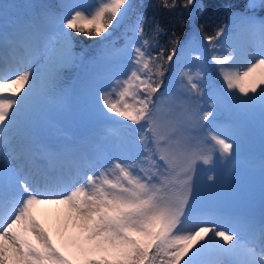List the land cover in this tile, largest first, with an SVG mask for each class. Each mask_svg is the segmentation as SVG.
I'll return each mask as SVG.
<instances>
[{"label":"snow or ice","instance_id":"6c2138e0","mask_svg":"<svg viewBox=\"0 0 264 264\" xmlns=\"http://www.w3.org/2000/svg\"><path fill=\"white\" fill-rule=\"evenodd\" d=\"M10 7L0 4V15ZM132 7L131 0L62 2L45 8L42 25L28 21L0 35V264H264V223L252 226L254 241L229 234L198 209L196 184L200 166L214 165L217 151L225 158L234 151V139L209 127L226 101L234 103L238 127L257 109L264 124V19L231 12L228 25L204 36L212 49L229 35L259 45L246 64L237 63L232 45L223 57L212 55L223 81L217 89L202 68L180 65L175 33L162 48L161 23L149 34L148 17L137 14L126 43L98 53L129 62L128 72L99 89L101 114L114 123L96 145L99 155L73 150L82 178L60 191L30 179L41 122L65 72L80 59L73 33L107 41ZM154 7L171 11L176 3L158 0ZM255 7L257 0H249L248 8ZM10 55L26 59L13 68ZM191 59L203 63L199 55ZM174 64V79L161 92V78ZM46 151L53 163L67 150ZM38 205L57 206L60 247L37 219Z\"/></svg>","mask_w":264,"mask_h":264},{"label":"rangeland","instance_id":"374dc122","mask_svg":"<svg viewBox=\"0 0 264 264\" xmlns=\"http://www.w3.org/2000/svg\"><path fill=\"white\" fill-rule=\"evenodd\" d=\"M78 3L94 5L96 0H83ZM20 15L21 8L15 6L10 7L7 10V14L2 15L3 20L0 22V35H2V32L5 34V32L9 29L13 28ZM37 33L36 39L41 41L45 39L43 29ZM103 35H107V33L102 34V36ZM240 37L241 39L244 38L242 36ZM240 37L236 40L235 45L239 49L243 48L245 59L242 63L238 64H246L249 54L255 52L259 45L258 41L255 43H251L250 41L241 42ZM115 46L121 47L122 45ZM0 47H3V45L0 44ZM196 55L201 57L203 63H201V61L191 59L192 56ZM16 59L22 60L26 59V57H9L10 65L14 64ZM178 61L182 66H190L193 70L200 67L204 72H206L204 51L196 42L189 43L187 49L183 51L178 58ZM128 63L129 62L126 60H121L119 63H115L108 58L100 56L97 59H92L85 67V77L82 79L83 82L81 81L82 84L77 88V90L70 95L54 98L52 100L50 107L41 122L38 144L43 152L42 155L47 157V164L51 168L50 173L54 176L53 179L58 186L52 189L53 192L60 191L65 186L71 185L74 181L82 178L77 167L70 163L68 155L76 132H78V130L84 126L85 123L89 124L100 120H109L105 119L101 114L102 105L100 104L99 99V89H106L111 84L112 78L121 76L122 74L128 72ZM66 109L72 110L75 117L60 127H58L57 121L49 120V118L52 117V114L62 112ZM113 126L114 125L107 123L106 128L108 132ZM209 127L213 129L211 126ZM213 127L216 131L221 132V127H216V125ZM44 129H47L48 132L45 133ZM104 136H110V133ZM55 139H59L60 141L57 142ZM230 139L235 140L233 136ZM100 141L101 140H97L96 142L99 143ZM48 145L49 149L67 151H64L55 162L50 163L48 159V152L46 151V149H48L46 146ZM94 149L96 151L98 150L97 147H94ZM237 150L238 146L235 144L232 154L236 153ZM96 154L97 156L99 155V150ZM113 154L120 155L119 152H114ZM37 155L39 156V154ZM124 155L132 156V153H126ZM213 160L214 165H201L197 173V206L200 201H205L207 198H212L217 201L220 199L223 201L226 200V204L228 202L242 205L243 207L239 211L232 209L231 207H210L207 215L209 219L215 221V223L219 224L222 228L229 229V234H231L232 230H235L243 236L245 241H254L256 239V235L252 230V226L258 228L260 224L264 223V157H260L252 164L244 161L242 157L237 158L233 161L235 164L233 169L227 168L228 161L224 159V157H221L218 151L214 154ZM239 162L243 165L238 164ZM135 171H138V169ZM31 173H33L32 169ZM209 176H213L214 180H209ZM4 191L8 195H12L10 190L4 189ZM56 207V205L50 206L49 208L51 211L49 209L44 212L36 211V215L37 219L40 220L45 229L52 235L53 242L60 247L65 241L64 236L62 235V229H60L56 224L54 214ZM255 213L260 214L258 220H261L257 226L254 225L251 220ZM221 243H223V241H221ZM208 258H212V256L210 255Z\"/></svg>","mask_w":264,"mask_h":264},{"label":"trees","instance_id":"16d2710c","mask_svg":"<svg viewBox=\"0 0 264 264\" xmlns=\"http://www.w3.org/2000/svg\"><path fill=\"white\" fill-rule=\"evenodd\" d=\"M75 0H0V4L16 5L21 9H26L20 19V25L28 21H35L37 25L43 24L42 13L45 8L50 5L60 3H71ZM132 10L128 14V18L124 23L115 28H110L111 37L107 41H103L101 37H88L84 34L73 33L75 52L79 54L80 59L77 60L76 66L68 69L61 83L60 91L56 95L71 91L79 82L82 75L81 65L84 61L91 57H96L100 50L109 44H122L125 42V35L131 33L130 27L135 24L137 14L143 13L148 17L146 24L147 33L151 34L152 25L154 22H160L163 31L157 37V42L162 48L170 47L172 34L181 42L180 53L186 48L191 41L197 42L205 50V58L207 62V72L210 74L208 78L214 85L223 87V81L220 78L215 62L211 60L212 55L223 57L228 53L229 45L234 44L235 36L229 35L223 38L215 49L209 47L203 39L206 35H214L220 28L229 24V14L231 12L246 13L254 16L257 19H264V7L259 6L260 0L257 2V7L248 8L249 0H192V3H187V0H175L176 7L171 10L156 9L154 5L158 0H133ZM171 2V0H170ZM1 19V15H0ZM105 36V35H103ZM154 50L152 55L155 56L160 50L153 44ZM241 52V51H240ZM238 55V54H237ZM239 56V55H238ZM177 65H172L173 71L166 72L161 79V90L165 89L170 81L174 79L175 69ZM228 102V101H227ZM221 109L217 118L221 121L229 120V132L237 135V143L242 146L241 153L246 154L251 159L257 149L258 155L264 154V124L261 122L259 110L257 109L253 115L242 125H237L234 118V103ZM66 118L70 117L69 111L64 112ZM60 115V114H59ZM88 124L81 130V135L77 140L76 148L85 151L91 147V142L95 136H99L101 125ZM135 153L133 154V158ZM227 158V157H226ZM224 157V159H226ZM201 211L206 204L197 206ZM202 212V211H201ZM202 243V242H201Z\"/></svg>","mask_w":264,"mask_h":264},{"label":"bare ground","instance_id":"6f19581e","mask_svg":"<svg viewBox=\"0 0 264 264\" xmlns=\"http://www.w3.org/2000/svg\"><path fill=\"white\" fill-rule=\"evenodd\" d=\"M55 141H57V142H59L60 140L59 139H55ZM46 148H48L49 149V145L48 146H46ZM50 206H52V205H38V206H36V211H40V212H44L45 210H47V209H49L50 210ZM51 211V210H50Z\"/></svg>","mask_w":264,"mask_h":264}]
</instances>
